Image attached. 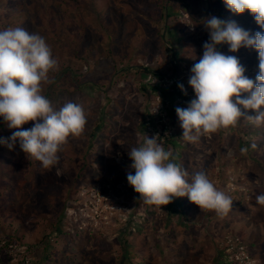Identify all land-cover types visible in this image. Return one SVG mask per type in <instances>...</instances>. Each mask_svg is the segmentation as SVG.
Segmentation results:
<instances>
[{"label":"rangeland","instance_id":"1","mask_svg":"<svg viewBox=\"0 0 264 264\" xmlns=\"http://www.w3.org/2000/svg\"><path fill=\"white\" fill-rule=\"evenodd\" d=\"M161 1L98 0L100 18L93 14L91 0H74L75 6L70 5L66 21L76 17L81 23L65 25L76 27L84 38L71 34L66 56L72 49L83 50L82 43L89 45L95 36H100V52L89 45L85 55L94 52L96 57L90 65L66 58L62 65L70 66L74 76H83L84 82L76 87L62 79L55 98L48 99L56 108L68 101L82 104L86 128L82 136L69 138L59 163L49 169L27 159L18 143L12 151L0 146V264H220L216 241L226 233L243 235L248 243L263 238L255 249L264 261V207L259 210L256 201L264 194V126L242 120L188 144L180 139L175 112L194 99L188 80L209 38L203 26L207 17L220 14L219 18L235 20L253 33L264 29L249 13V19L238 21L225 6L220 9V0H164L162 14L169 18L161 19L156 8ZM107 25L116 47L112 54L106 48ZM45 32L41 36L51 49L62 50L60 41ZM90 32L97 34L93 37ZM219 50L236 55L245 75L255 80L254 50L230 53L227 45ZM178 83L184 85L188 101L180 103L174 94ZM46 89L43 86V92ZM31 126L29 122L22 127ZM11 131L0 130V136L9 137ZM145 135H159V142L173 151L175 162L190 176L205 171L226 194L231 196L232 188L244 184L251 195L245 204H235L233 198V209L220 221L187 197L175 198L162 210L144 205L128 184L127 172H134L128 151L140 146ZM239 139L249 148L247 154H241ZM253 142L255 150L250 147ZM254 203L252 219L242 216Z\"/></svg>","mask_w":264,"mask_h":264},{"label":"clouds","instance_id":"2","mask_svg":"<svg viewBox=\"0 0 264 264\" xmlns=\"http://www.w3.org/2000/svg\"><path fill=\"white\" fill-rule=\"evenodd\" d=\"M222 3L235 16L249 13L264 29V0ZM203 26L209 38L203 43L202 56L192 65L188 80L194 99L186 107L175 109L182 129L180 139L188 144L235 127L242 120L257 128L264 126V31L253 33L235 20L217 16L207 17ZM222 45H227L230 53L245 48L258 54L255 80L245 75L246 69L236 55L219 50ZM58 66L45 37L22 26L0 30V121L12 130L9 137L0 136V146L12 151L18 143L27 159H35L44 169L59 163L63 146L70 137L82 136L87 124L82 104L68 101L56 108L43 94V86L52 82L50 73L57 71ZM178 87L187 94L183 84ZM29 122L30 128L22 127ZM250 147L255 150L257 144L253 142ZM248 150L242 147L240 152L244 155ZM128 156L134 172H127V182L144 205L162 210L175 198L187 197L200 210L212 211L220 218L233 209L232 197L220 190L205 171L190 176L187 169L175 162L173 151L159 142V135H145L143 143L131 147ZM248 195L251 194L243 201L237 199L235 204H245ZM256 201L264 207V194L257 195ZM253 206L246 207L242 216L252 219L249 209ZM216 243L219 263L224 264L221 240ZM245 243L248 247L249 243ZM250 250L248 247L252 257L263 264Z\"/></svg>","mask_w":264,"mask_h":264},{"label":"trees","instance_id":"3","mask_svg":"<svg viewBox=\"0 0 264 264\" xmlns=\"http://www.w3.org/2000/svg\"><path fill=\"white\" fill-rule=\"evenodd\" d=\"M91 1L93 2V5H95L98 0H91ZM158 1H161V0H158ZM53 3L59 4L58 8H54ZM220 4H221L220 9H224L225 7H224V4L222 3V0H220ZM70 5L75 6L74 0H0V30L7 29L9 27L22 26L26 28L29 32L36 33L39 35L46 34L45 31L48 30V33L51 34L50 36L54 37L55 39L57 38V40L60 41L59 44L62 45V50L59 49L60 50L59 52L52 50L53 57L58 60L59 66H58V70L53 72L56 76L50 74V78L52 82L50 84L44 85V86H47V89L45 92H43V94L47 98H55L56 91L58 90L57 86H59L60 82L63 81L64 79H68V81L71 84L75 85L76 87L80 86L84 82L83 76L81 75L74 76L73 72L71 71L70 66L65 68L62 65L63 62L66 60V58L70 57L73 60H75V62L83 61L82 62L83 64L85 63L87 65H90V61L92 59H96V57L94 55V52H90L89 54L90 56L85 55V53L90 51V48H88L89 45H93L97 47L98 49L96 50L100 52V46L97 45V41H99L100 36H95V34L97 33L94 34L93 32H90L89 34L93 37L95 36V39L92 41H89L88 42L89 45L85 44L86 38L84 39L85 42L82 43V47L84 51L72 49V51L66 56L65 51L69 48V45L67 43V38L70 37L71 34L78 35V33H77L76 27L74 29L73 28L70 29L65 24L72 23L73 25L76 26V24L81 23L76 17H75V20L73 21H66L67 16L69 12L71 11ZM164 5H165V1L162 0L160 4L156 6V8H158L159 18L161 19L169 18V14H166L165 16L162 14V10L165 8ZM76 7L78 8V6ZM93 9H94L93 14L97 15L98 18H100V15L102 14L100 8L95 5ZM248 16H249L248 13H245L241 16H235V17L238 19V21L241 22L242 20L245 21V19L246 20L249 19ZM218 17H220V14L218 15ZM226 17H229V16H226ZM38 28H42L44 32L39 31ZM69 29H70V32L67 36H63V35L61 36V32H63V30H69ZM103 30L106 33H108L107 38L109 40L106 43V46H107L106 48H108L109 54H112V52H114V49L116 48L115 46L111 45V43L114 41L113 40L114 36L110 32V28L108 25L104 26ZM80 36L84 38V35H80ZM80 36L78 37V39L81 38ZM161 36L162 35H160V37ZM91 48L93 51L94 47L91 46ZM61 51H62V54H61ZM130 53L126 54L125 56H130ZM88 57H90L91 59H89ZM143 70L145 73L150 72L148 69H145V68H143ZM250 78L254 80V76H250ZM178 84H181V83H178ZM65 91L69 92L67 90ZM152 91L156 92L157 90L152 89ZM174 92H175L174 94L178 96V100H181L180 103H182L183 101L189 100V97L186 94L182 93L180 89H177L175 87ZM6 129H7L6 125H4L2 121H0V130L4 131ZM238 143L240 147H244V142L242 141V139H239ZM227 162L228 160H226V163ZM249 193H252V191H250V189L244 184L243 186L237 187L232 192H230L232 199L235 198L240 201H243L245 199V196ZM254 207L255 206L250 208L249 211L253 212ZM257 208H259V210L263 209V207L261 206H258ZM179 213H181V211H179ZM211 217L214 220H217V219L219 220L220 218L216 215H212ZM188 226L189 225H185L186 228ZM216 230L218 232L220 231L219 229H216ZM262 240L263 238L261 240L259 239L258 242L249 243L248 244L249 250L253 247L252 250L250 251L256 253L257 249L254 250V248H259V245L262 244L261 243ZM261 260L263 261V259Z\"/></svg>","mask_w":264,"mask_h":264},{"label":"built area","instance_id":"4","mask_svg":"<svg viewBox=\"0 0 264 264\" xmlns=\"http://www.w3.org/2000/svg\"><path fill=\"white\" fill-rule=\"evenodd\" d=\"M234 187V183H231ZM236 188V187H235ZM232 188L230 191H233ZM224 264H261L248 251L245 241L236 233H226L220 243Z\"/></svg>","mask_w":264,"mask_h":264}]
</instances>
